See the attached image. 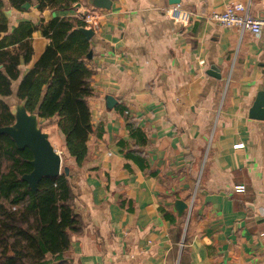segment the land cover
Listing matches in <instances>:
<instances>
[{
    "label": "crops",
    "instance_id": "0c3cea01",
    "mask_svg": "<svg viewBox=\"0 0 264 264\" xmlns=\"http://www.w3.org/2000/svg\"><path fill=\"white\" fill-rule=\"evenodd\" d=\"M0 1L10 32L38 28L21 79L51 45L43 31L53 21L70 20L89 43L88 156L79 167L54 148L85 226L72 237L71 264H264V107L254 112L264 33L209 19L235 4L264 19V0H110V9L94 0H14L21 9ZM177 6L192 15L188 24L170 18ZM88 14L99 17L97 30L78 23ZM69 38L65 55L78 46ZM177 201L188 206L182 216Z\"/></svg>",
    "mask_w": 264,
    "mask_h": 264
},
{
    "label": "trees",
    "instance_id": "16d2710c",
    "mask_svg": "<svg viewBox=\"0 0 264 264\" xmlns=\"http://www.w3.org/2000/svg\"><path fill=\"white\" fill-rule=\"evenodd\" d=\"M21 1L13 0L12 5L21 9L25 5ZM3 8L0 1V129L15 123V113L5 99L14 95V84L22 77L21 61L32 62V35L38 30L24 23L10 32ZM72 25L68 19L55 20L44 29L51 45L20 80L16 97L30 115L40 119L53 147L82 167L94 130L90 101L96 71L83 60L89 51L86 37L70 32ZM68 34L78 46L65 55L62 40ZM33 158L30 149L19 150L10 136L0 134V264H71L72 237L85 228L76 213L75 195L64 172L57 178H43L34 193L23 180L33 171Z\"/></svg>",
    "mask_w": 264,
    "mask_h": 264
},
{
    "label": "water",
    "instance_id": "95a60500",
    "mask_svg": "<svg viewBox=\"0 0 264 264\" xmlns=\"http://www.w3.org/2000/svg\"><path fill=\"white\" fill-rule=\"evenodd\" d=\"M94 5L101 9H110V0H94ZM84 33L90 37L93 34L92 30H86ZM108 107H113V98L106 99ZM264 107V93L260 95L259 102H257L254 112L259 113L260 107ZM264 114V112H262ZM15 124L10 127L1 128L0 134L10 136L16 143L19 150L28 148L33 154V161L31 165L33 171L29 175H25L23 180L29 185V188L37 193L39 183L43 178H57L61 176L63 168L61 155L55 151L53 145L49 140V136L38 127L39 121L35 115H29L24 106L17 107V114L15 116ZM63 171L69 175V168L64 167ZM176 210L182 216L187 210L188 206L182 202L177 201L175 204Z\"/></svg>",
    "mask_w": 264,
    "mask_h": 264
},
{
    "label": "built area",
    "instance_id": "2783aa9c",
    "mask_svg": "<svg viewBox=\"0 0 264 264\" xmlns=\"http://www.w3.org/2000/svg\"><path fill=\"white\" fill-rule=\"evenodd\" d=\"M170 18L174 22L188 24L192 15L183 11L180 6L172 9ZM84 23L93 30H97L100 26L99 17L95 14H88L80 17ZM210 21L217 23L225 28H235L241 33L250 32L255 35L264 33V19H257L250 16L248 8L242 4L228 6L222 12H214L209 17ZM238 193H244V187H237Z\"/></svg>",
    "mask_w": 264,
    "mask_h": 264
},
{
    "label": "rangeland",
    "instance_id": "374dc122",
    "mask_svg": "<svg viewBox=\"0 0 264 264\" xmlns=\"http://www.w3.org/2000/svg\"><path fill=\"white\" fill-rule=\"evenodd\" d=\"M5 101L11 107L12 111H15L16 106L19 104V100L16 97V85L14 86V95L12 97H10V98L5 99ZM59 154L62 156V153H59Z\"/></svg>",
    "mask_w": 264,
    "mask_h": 264
}]
</instances>
